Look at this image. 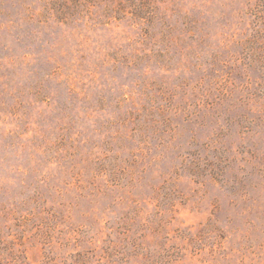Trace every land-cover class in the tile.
I'll return each mask as SVG.
<instances>
[{
    "label": "rangeland",
    "instance_id": "rangeland-1",
    "mask_svg": "<svg viewBox=\"0 0 264 264\" xmlns=\"http://www.w3.org/2000/svg\"><path fill=\"white\" fill-rule=\"evenodd\" d=\"M0 264H264V0H0Z\"/></svg>",
    "mask_w": 264,
    "mask_h": 264
}]
</instances>
